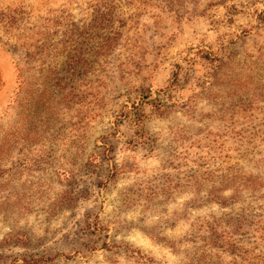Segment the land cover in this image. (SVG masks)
<instances>
[{
	"label": "rangeland",
	"instance_id": "374dc122",
	"mask_svg": "<svg viewBox=\"0 0 264 264\" xmlns=\"http://www.w3.org/2000/svg\"><path fill=\"white\" fill-rule=\"evenodd\" d=\"M0 78V264H264V0H0Z\"/></svg>",
	"mask_w": 264,
	"mask_h": 264
},
{
	"label": "trees",
	"instance_id": "16d2710c",
	"mask_svg": "<svg viewBox=\"0 0 264 264\" xmlns=\"http://www.w3.org/2000/svg\"><path fill=\"white\" fill-rule=\"evenodd\" d=\"M2 82L0 78V83ZM149 96V95H147ZM151 104L153 106H158L161 104L160 101H143L141 105H134V112H130V117L131 120L137 125L138 127L142 126L144 123V120L146 118V112L144 108V104ZM233 181H234V186L237 191H246V190H257L259 188L264 187V181H262V178L257 176L255 179L246 177L241 174V169L240 168H234L233 171ZM234 201L240 200L239 198H233ZM49 260V259H48ZM52 260V259H50ZM47 259L41 258V259H33V260H27L25 259V264H39L41 262H46Z\"/></svg>",
	"mask_w": 264,
	"mask_h": 264
}]
</instances>
